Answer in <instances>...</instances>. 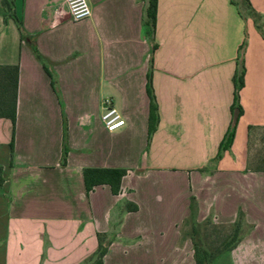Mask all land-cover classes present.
Returning a JSON list of instances; mask_svg holds the SVG:
<instances>
[{
	"label": "crops",
	"instance_id": "obj_1",
	"mask_svg": "<svg viewBox=\"0 0 264 264\" xmlns=\"http://www.w3.org/2000/svg\"><path fill=\"white\" fill-rule=\"evenodd\" d=\"M8 1L0 67H17V85L14 123L0 117V264H82L97 233L110 244L93 264H194L190 240L179 245L190 197L198 222L232 223L241 209L253 225L212 264H264V0H157L152 35L144 0H88L80 22L61 0ZM241 63V115L215 159ZM106 99L125 122L114 132ZM85 168L125 169L119 194L86 191Z\"/></svg>",
	"mask_w": 264,
	"mask_h": 264
},
{
	"label": "trees",
	"instance_id": "obj_2",
	"mask_svg": "<svg viewBox=\"0 0 264 264\" xmlns=\"http://www.w3.org/2000/svg\"><path fill=\"white\" fill-rule=\"evenodd\" d=\"M143 10V26L148 35H152L156 23L157 0H144ZM248 5V0H243ZM2 5L11 10V2L1 0ZM12 16V15H11ZM15 22L21 32V22L14 17ZM155 46H153V49ZM32 50L36 59L43 65L46 72L49 73L45 60L38 53L36 48L32 46ZM244 69L242 63L240 68L235 71L233 76L234 99L230 107L232 114V122L229 125L221 143L215 159H219L221 154L228 150L233 139L234 127L241 115V109L237 104L238 92L243 86ZM51 84L54 87V81L51 77ZM16 85H17V67H0V117L9 118L14 123L15 106H16ZM146 93L149 98V114H148V138L155 131L158 122L157 106L151 85L150 74L147 75ZM63 142L65 140V127L63 128ZM12 147V144H11ZM63 149H66L63 146ZM126 175L125 169H94L85 168L82 170L83 182L86 191H91L96 186L106 185L110 189L112 195H118L121 187V180ZM3 184V178L0 168V187ZM137 210V206L126 202L123 211L133 212ZM197 202L194 197L189 199V216L185 218L180 227L179 245L184 240H190L193 250L194 264H212L214 259L226 252L234 250L243 238L253 229V225L249 224L241 209H238L234 222L228 224H215L211 216L203 221L196 220ZM97 249L95 253L85 260L82 264H93L101 259L107 252L110 240L107 234H96Z\"/></svg>",
	"mask_w": 264,
	"mask_h": 264
},
{
	"label": "built area",
	"instance_id": "obj_3",
	"mask_svg": "<svg viewBox=\"0 0 264 264\" xmlns=\"http://www.w3.org/2000/svg\"><path fill=\"white\" fill-rule=\"evenodd\" d=\"M61 2L66 7L69 21L80 22L91 17L92 12L88 0H61ZM101 122L108 132H114L125 125L124 120L113 107L111 99L103 102Z\"/></svg>",
	"mask_w": 264,
	"mask_h": 264
},
{
	"label": "rangeland",
	"instance_id": "obj_4",
	"mask_svg": "<svg viewBox=\"0 0 264 264\" xmlns=\"http://www.w3.org/2000/svg\"><path fill=\"white\" fill-rule=\"evenodd\" d=\"M258 155H264V152H259V153H257Z\"/></svg>",
	"mask_w": 264,
	"mask_h": 264
}]
</instances>
